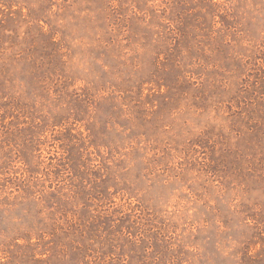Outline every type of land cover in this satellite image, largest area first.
<instances>
[{
	"label": "rangeland",
	"instance_id": "374dc122",
	"mask_svg": "<svg viewBox=\"0 0 264 264\" xmlns=\"http://www.w3.org/2000/svg\"><path fill=\"white\" fill-rule=\"evenodd\" d=\"M0 264H264V0H0Z\"/></svg>",
	"mask_w": 264,
	"mask_h": 264
}]
</instances>
